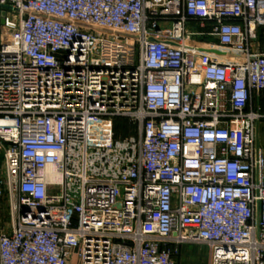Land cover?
Returning <instances> with one entry per match:
<instances>
[{
    "label": "built area",
    "instance_id": "1",
    "mask_svg": "<svg viewBox=\"0 0 264 264\" xmlns=\"http://www.w3.org/2000/svg\"><path fill=\"white\" fill-rule=\"evenodd\" d=\"M261 37L264 0H0V264H264Z\"/></svg>",
    "mask_w": 264,
    "mask_h": 264
},
{
    "label": "rangeland",
    "instance_id": "2",
    "mask_svg": "<svg viewBox=\"0 0 264 264\" xmlns=\"http://www.w3.org/2000/svg\"><path fill=\"white\" fill-rule=\"evenodd\" d=\"M167 26L168 24H164ZM188 28H191L192 30H203L205 32H208L210 30V26L207 23H201V22H193L192 24H188ZM205 41L207 43L213 45L215 43L214 39L210 37H205ZM198 41H203L202 39L197 38ZM114 126V124H113ZM2 161V157H1ZM1 213H2V221H4L6 224L9 221V215H8V208L7 203L5 200L1 203ZM208 248L203 244H193L191 247H189V250L185 253V257H183L181 264H207V254Z\"/></svg>",
    "mask_w": 264,
    "mask_h": 264
},
{
    "label": "crops",
    "instance_id": "3",
    "mask_svg": "<svg viewBox=\"0 0 264 264\" xmlns=\"http://www.w3.org/2000/svg\"><path fill=\"white\" fill-rule=\"evenodd\" d=\"M254 108L257 109L262 114H264V91L259 93L258 96L255 97ZM259 142H260V145H261V147L263 149V153H264V118L260 122ZM192 245L193 244H183V245H181L180 252L175 258L176 259V264H181L183 257L186 256L185 253L189 250V247H191ZM206 258H207V264H208V258H209L208 251H207V254H206Z\"/></svg>",
    "mask_w": 264,
    "mask_h": 264
},
{
    "label": "trees",
    "instance_id": "4",
    "mask_svg": "<svg viewBox=\"0 0 264 264\" xmlns=\"http://www.w3.org/2000/svg\"><path fill=\"white\" fill-rule=\"evenodd\" d=\"M261 41L264 45V37H261ZM113 130L116 138H122L131 133V127L125 118H116L114 120Z\"/></svg>",
    "mask_w": 264,
    "mask_h": 264
},
{
    "label": "water",
    "instance_id": "5",
    "mask_svg": "<svg viewBox=\"0 0 264 264\" xmlns=\"http://www.w3.org/2000/svg\"><path fill=\"white\" fill-rule=\"evenodd\" d=\"M2 15H4V12H2ZM1 22L3 23V20H1Z\"/></svg>",
    "mask_w": 264,
    "mask_h": 264
}]
</instances>
